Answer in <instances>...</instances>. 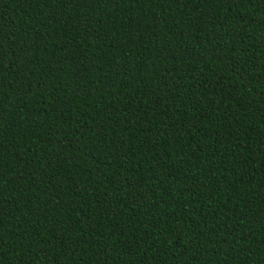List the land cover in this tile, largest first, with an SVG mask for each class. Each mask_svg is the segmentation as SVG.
Returning a JSON list of instances; mask_svg holds the SVG:
<instances>
[{"label": "trees", "instance_id": "1", "mask_svg": "<svg viewBox=\"0 0 264 264\" xmlns=\"http://www.w3.org/2000/svg\"><path fill=\"white\" fill-rule=\"evenodd\" d=\"M0 264H264V0H0Z\"/></svg>", "mask_w": 264, "mask_h": 264}]
</instances>
